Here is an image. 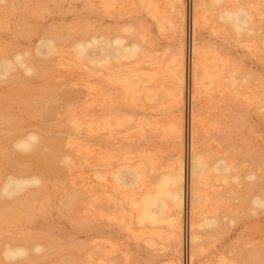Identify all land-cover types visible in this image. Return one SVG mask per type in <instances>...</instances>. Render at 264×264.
<instances>
[{
  "label": "rangeland",
  "instance_id": "obj_1",
  "mask_svg": "<svg viewBox=\"0 0 264 264\" xmlns=\"http://www.w3.org/2000/svg\"><path fill=\"white\" fill-rule=\"evenodd\" d=\"M13 1L16 4L12 7L0 1L5 16V27L0 28V51L12 54L33 50L48 30L62 28V34L66 36L85 23L97 32L109 31L112 35L120 32L136 38L146 35V45L156 50L157 57L151 67L157 69L159 75L150 86L158 92V98L156 101L132 98L120 82L106 77L107 72L92 70L83 64H59L56 60L52 76L55 85L43 78H33L29 83L0 84V110L22 115L21 129L28 132L45 125L39 118L24 112L25 101L51 98L56 89L71 87L82 92L84 99L63 111L64 124L52 126L51 130L54 136L70 141L64 146V153L72 156L68 162V178L79 189L90 191L92 184L100 191L93 176L96 167L103 168L102 164L106 162L137 160L143 152L152 155L160 169H166L176 151V139L170 130L174 110L168 93L170 79L168 73L163 72L176 52L171 0H153L157 6L156 17L141 0H109L107 8H103V0H59L58 4L52 0L40 4L38 0H27L28 11L23 14L25 26L30 31L22 33L16 32V25L24 22L21 8L25 0ZM192 1L187 0L185 25L189 79L194 44ZM233 3L244 4L251 10L253 21L258 23L255 33L259 35L253 33L248 37L244 32L238 35L221 26L216 17L218 10L233 6ZM199 19L196 42L205 53L207 65L215 77L212 75L213 80H206L207 88L199 104L198 139L200 147L210 153V159L230 158L236 167L232 174L239 180L232 181L229 186L209 174V181L202 186L200 211L204 216H218L223 226L218 231L200 230L202 238L196 264H264V207L257 208L250 203L252 196L264 195V109H261L264 107V47L259 40L264 35V0H228L217 9L201 13ZM59 47L66 56L74 52L70 42ZM229 85L234 88L233 92ZM188 86L190 91V80ZM15 96L20 98L19 102L11 103ZM189 106L187 110L190 111ZM103 112L112 126L100 130L99 134L79 133L68 119L69 115L77 113V118L85 122L100 117ZM1 142V174L38 171L28 164L16 162L10 142ZM230 147L236 152H228ZM253 173L262 179H250L248 175ZM51 181L48 182L47 210L34 220L25 216L23 224L15 227L5 224L0 229L1 247L10 239L14 243L26 238L43 242L52 234L50 236L56 242L51 256L35 260L33 264H67L65 260L70 257L76 264L184 263L188 252L180 260L166 226L144 228L135 222L134 216L115 204L123 193L116 191L113 195L112 190L98 193L95 203L93 200V203L82 202L74 213H70L69 207L63 204L60 184ZM37 202L36 206H39L40 201ZM108 205L110 208H106ZM230 219L234 222L230 223ZM147 240H154L155 245L146 244Z\"/></svg>",
  "mask_w": 264,
  "mask_h": 264
},
{
  "label": "bare ground",
  "instance_id": "obj_2",
  "mask_svg": "<svg viewBox=\"0 0 264 264\" xmlns=\"http://www.w3.org/2000/svg\"><path fill=\"white\" fill-rule=\"evenodd\" d=\"M0 1L7 2V7L16 4L13 0ZM43 1L38 0V3ZM52 1L58 4L59 0ZM141 1L150 13L154 11L152 15L156 17L155 2ZM227 1H192L191 23L194 44L192 45L190 79L185 50L187 0H171L170 2L175 14L174 28L177 42L176 52L163 72H167L170 79L168 93L174 107L170 130L176 139V151L166 169H160L153 156L143 152L137 160L106 162L102 164L103 168L96 167L93 176L96 178V184L100 186V191L92 184L90 191L79 189L68 178V162L72 156L64 153V146L70 141L54 136L51 130L52 126L61 127L64 124L63 111L73 104L80 103L84 99V94L69 87L56 89L52 94L53 97L44 98L43 101L42 97L38 101H25L24 112L30 117L39 118L45 125L43 128H35L28 132L21 129L22 115L0 110V151H2L1 141H8L13 147L16 162L38 169L36 173L31 174L0 173V229L5 224L11 227L23 224L25 216H28L29 220L41 216L45 209L47 210L46 201L49 199L48 182L50 180L60 184L59 192L62 195L63 204L69 207L70 213H74L82 202L93 203V200L95 203L98 193L105 194L112 190L113 195L117 192L124 194L119 202H114L123 211L134 216L138 225L151 229L162 225L168 228L175 252L180 256V260L185 252H188L183 259L184 263L180 261L179 264H196L202 238L200 230L218 231L223 226L218 216H204L200 211L202 186L209 181L210 175L229 186L230 184L232 186V181L239 180L238 176L232 174L236 168L233 161L226 156L210 159V153L208 154L207 150L200 147L198 139L199 104L207 88L206 80L212 75L215 77V73L212 74L207 65L205 53L196 42L199 18L201 13H206L209 9H217L219 5ZM103 3V8L109 6V0H103ZM28 7V1L25 0L21 8L22 14L28 11ZM2 10L0 6V28L5 27V16ZM218 11L216 17L218 16L217 19L221 21V26L226 31H234L238 35L244 32L246 36L251 37L258 29V27L255 29L258 23L253 21L251 10L244 4L224 6ZM24 14V22L16 25L17 33L30 31L25 26ZM91 29L92 26L85 23L76 27L74 34L68 33L66 36L62 34V28L51 29L38 39V44L33 50H19L12 54L1 50L0 84L14 85L18 81L29 83L33 78H43L55 85L52 76L55 72L56 60H58L59 64H83L92 70L107 72L106 77L120 82L125 93L130 94L132 98L140 97L156 101L158 92L152 89L150 83L158 79V70L151 67L157 56L156 50L146 45L148 42L144 38L146 35L136 38L128 37L121 32L112 35L109 31L97 32ZM259 40L264 47V35ZM68 42L74 52L66 56L59 46ZM230 77L232 80L233 77ZM247 79L244 78L245 81ZM189 80L190 91H188ZM232 89L234 88L231 86ZM19 99L15 96L10 101L11 103L19 102ZM189 104L190 111L187 110ZM106 115V112H103L100 117H92L81 122L77 118V113H72L68 119L74 123L77 132L91 135L99 134L100 130L112 126L110 121L106 120ZM53 118L57 120L54 121ZM228 150L232 154L236 152L234 147ZM187 151H189L188 166ZM248 176L250 179H262L257 173ZM37 201H40V204H37L39 206H36ZM250 203L257 208L264 207V195L252 196ZM108 207L109 205L106 206ZM229 222L233 223L234 219H230ZM50 235L48 237L45 235L47 238L43 242L26 238L14 243L10 239L5 246H0V264H33L35 260L49 258L56 242ZM146 244L153 246L155 241L147 240ZM38 248L43 250L37 251ZM65 262L76 264L72 257L67 258Z\"/></svg>",
  "mask_w": 264,
  "mask_h": 264
},
{
  "label": "clouds",
  "instance_id": "obj_3",
  "mask_svg": "<svg viewBox=\"0 0 264 264\" xmlns=\"http://www.w3.org/2000/svg\"><path fill=\"white\" fill-rule=\"evenodd\" d=\"M43 249L42 248H38L37 251H42Z\"/></svg>",
  "mask_w": 264,
  "mask_h": 264
}]
</instances>
